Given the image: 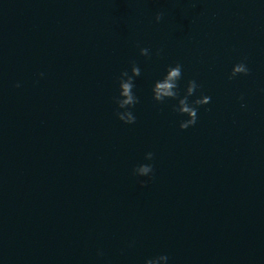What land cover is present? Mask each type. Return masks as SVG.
<instances>
[{
    "label": "water",
    "instance_id": "1",
    "mask_svg": "<svg viewBox=\"0 0 264 264\" xmlns=\"http://www.w3.org/2000/svg\"><path fill=\"white\" fill-rule=\"evenodd\" d=\"M241 60L250 74L229 79ZM132 61L141 102L126 125L112 97ZM177 62L181 86L196 79L212 97L186 130L175 101L151 94ZM147 151L142 185L132 168ZM158 254L264 264V3L0 0V264Z\"/></svg>",
    "mask_w": 264,
    "mask_h": 264
},
{
    "label": "clouds",
    "instance_id": "2",
    "mask_svg": "<svg viewBox=\"0 0 264 264\" xmlns=\"http://www.w3.org/2000/svg\"><path fill=\"white\" fill-rule=\"evenodd\" d=\"M264 3V0H261ZM163 13L157 12L155 20L157 23L162 19ZM162 50H157L156 55L159 56ZM141 56L151 58L152 51L148 47H140ZM250 68L246 60H241L233 64L229 73V79L237 76H248ZM40 77H44L45 73L41 72ZM141 76V68L132 61L130 68L122 69L115 77V94L112 101L115 105L116 118L126 125H133L137 122L136 107L140 104L141 99L137 94V79ZM184 79L183 65L179 62L166 66L163 74L157 78L151 86L152 99L158 104H167L169 101H175L171 105L174 113L182 119L179 121V128L186 130L194 126L198 120V112L201 106L211 102L212 97L202 92L197 95L198 90L202 87L196 79H189L181 86ZM16 87H20L17 83ZM194 97V98H193ZM243 100V96L240 97ZM243 107V105H242ZM144 162L137 163L132 168V174L137 178H147L141 180L144 185L147 181L153 179L155 175L154 153L147 151L144 154ZM134 243V242H133ZM133 246L132 244L129 247ZM98 256H103V251H97ZM143 264H170L168 254H158L146 258Z\"/></svg>",
    "mask_w": 264,
    "mask_h": 264
}]
</instances>
